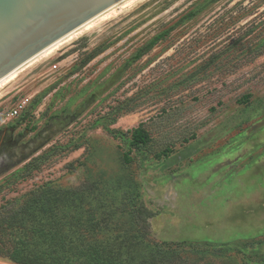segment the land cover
<instances>
[{"label": "rangeland", "instance_id": "rangeland-1", "mask_svg": "<svg viewBox=\"0 0 264 264\" xmlns=\"http://www.w3.org/2000/svg\"><path fill=\"white\" fill-rule=\"evenodd\" d=\"M114 7L0 85V205L43 182L87 180L121 208L155 212L163 264H264V0ZM21 98L10 131L1 114ZM140 122L150 140L123 163L118 132Z\"/></svg>", "mask_w": 264, "mask_h": 264}, {"label": "trees", "instance_id": "trees-1", "mask_svg": "<svg viewBox=\"0 0 264 264\" xmlns=\"http://www.w3.org/2000/svg\"><path fill=\"white\" fill-rule=\"evenodd\" d=\"M193 15L188 11L179 21ZM177 24L154 35L146 49ZM118 133L128 149L122 154L123 163L132 161L129 151H142L150 140L144 122ZM54 151L51 146L25 164L23 176ZM119 204L114 194L95 191L87 180L69 187L53 182L35 185L0 205V257L15 264H163L169 253L150 233L149 220L155 212L140 201L131 207Z\"/></svg>", "mask_w": 264, "mask_h": 264}, {"label": "water", "instance_id": "water-1", "mask_svg": "<svg viewBox=\"0 0 264 264\" xmlns=\"http://www.w3.org/2000/svg\"><path fill=\"white\" fill-rule=\"evenodd\" d=\"M124 0H0V79Z\"/></svg>", "mask_w": 264, "mask_h": 264}, {"label": "bare ground", "instance_id": "bare-ground-1", "mask_svg": "<svg viewBox=\"0 0 264 264\" xmlns=\"http://www.w3.org/2000/svg\"><path fill=\"white\" fill-rule=\"evenodd\" d=\"M127 1L128 0H124L121 3H119V4H121V6H125L127 4ZM109 10H107L106 12L102 13L99 16H103V17L104 16H108L109 13H110ZM93 20L89 21L88 23L84 24L83 26L79 27L78 29H76L73 32L69 33L68 35L64 36L63 38L59 39L58 41H56L55 43H53L50 46H48L47 48H45L44 50H42L41 52L36 54L34 57L29 59L28 61H26L22 65H20L18 68L14 69L10 73H8L6 76H4L3 78L0 79V85L5 84V83L11 81L12 79H14L16 77L18 71L21 70L22 67L27 66L30 63L34 62L36 60V58H38L39 56L50 54L53 50L57 49L59 46L72 41L74 38H76L77 35H79V34H81L83 32H86L87 30H90L91 26L93 25V23H92Z\"/></svg>", "mask_w": 264, "mask_h": 264}, {"label": "built area", "instance_id": "built-area-1", "mask_svg": "<svg viewBox=\"0 0 264 264\" xmlns=\"http://www.w3.org/2000/svg\"><path fill=\"white\" fill-rule=\"evenodd\" d=\"M53 68L56 67V65L52 66ZM30 103L29 98H21L18 99L14 102L13 105L10 106L8 110H5L1 115H2V120L3 122L6 121H11V119H21L23 115L25 114V111L28 107V104ZM6 122V123H8Z\"/></svg>", "mask_w": 264, "mask_h": 264}, {"label": "flooded vegetation", "instance_id": "flooded-vegetation-1", "mask_svg": "<svg viewBox=\"0 0 264 264\" xmlns=\"http://www.w3.org/2000/svg\"><path fill=\"white\" fill-rule=\"evenodd\" d=\"M18 120H20V119H18ZM18 120L13 119V122L11 124H5V127L7 125L8 130L13 131L14 128L16 129L18 127V123H17Z\"/></svg>", "mask_w": 264, "mask_h": 264}]
</instances>
